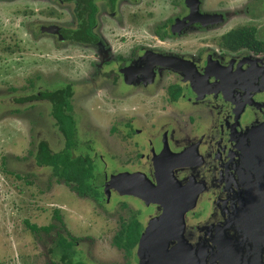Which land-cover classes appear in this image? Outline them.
Instances as JSON below:
<instances>
[{
    "label": "flooded vegetation",
    "instance_id": "obj_1",
    "mask_svg": "<svg viewBox=\"0 0 264 264\" xmlns=\"http://www.w3.org/2000/svg\"><path fill=\"white\" fill-rule=\"evenodd\" d=\"M118 1L113 9L103 3L106 12L113 14L111 17H115ZM128 1L135 3L138 0ZM251 1L198 0L193 13L192 5L184 0L178 5L182 12L167 17L160 30L154 33L159 45L146 47L137 42L130 53L126 50L114 57L120 70L118 78L113 76L106 82L99 77L102 82L98 85L95 77L90 75L95 87H101V91L114 103L105 111L102 99L90 90L89 95L94 97L96 108L104 112L99 114V123L122 121L129 134L131 123L136 119L129 107L134 106L135 113H143L145 125L135 129L141 137L133 138V143L140 147L135 157L139 168L133 172L143 173L156 185V165L165 169L172 176V181L168 182L170 193L178 198L171 205L174 216L166 217L157 228L154 227L158 235L156 243L147 236V230L149 224L158 223L163 212L162 204L132 195H119L113 189L106 193L105 200L104 196H98L99 188L104 190L107 184L104 180L97 187L90 188L97 203L117 200L116 210L125 209V225L120 222L119 227V230L124 228L119 239L121 244H115L123 246L126 243L128 247L124 246V249L131 251L132 255H129L133 264H148L146 246L139 244L144 238L149 248L179 249L174 254V264H191L188 261L192 264H221L229 251L237 260L232 264H252L255 261V236L250 216L254 202L264 200V0ZM57 4L69 7V18L74 26H58L57 33L45 30L54 24L40 26V23H45L40 22V28L57 35L61 42L100 48L103 39L95 31L98 10L91 28L92 39L71 41L64 37V30L78 26L73 4L61 0H57ZM260 11L263 15H258ZM222 24L228 28L218 33L215 44L204 40L205 32ZM234 31L244 35L233 37L231 41L228 34ZM169 32L173 34L167 35ZM179 36H184V50L177 44ZM198 38L202 39L196 41ZM165 42H170L172 47L164 48L161 44ZM92 73L97 75L96 69ZM66 86L70 85L65 84L61 88ZM160 90L163 104L156 111L153 108L156 105L154 97ZM129 100H134L133 104H129ZM30 101L47 102L50 106L45 99ZM72 110L70 105V114ZM50 117L53 119L51 114ZM126 137L129 139V135ZM55 180L57 184L62 182L60 196L63 198L65 187L70 192L67 186L73 188L74 183ZM168 190L166 188V192ZM94 199L90 201L85 197L83 205L81 199L76 198L77 205H70L63 198L52 204L53 217L57 220H61L63 214L83 217L77 208L83 205L93 210V205H97ZM192 200L194 202L190 206ZM261 209L264 215L263 205ZM180 213L182 217L179 220ZM45 227L48 228L39 231L49 233L53 224ZM130 230L137 234L136 238L126 240ZM57 244L60 246V260L67 253L62 259L63 264H90L77 258L75 250H72V241L59 237ZM137 249L138 261L135 257ZM81 253L86 255L87 252L83 249ZM88 253L90 255L91 251Z\"/></svg>",
    "mask_w": 264,
    "mask_h": 264
},
{
    "label": "rangeland",
    "instance_id": "obj_2",
    "mask_svg": "<svg viewBox=\"0 0 264 264\" xmlns=\"http://www.w3.org/2000/svg\"><path fill=\"white\" fill-rule=\"evenodd\" d=\"M183 2L138 0L133 3L119 0L115 17H111L113 14L106 12V6L98 2L99 17L95 31L103 39V44L97 48L61 42L57 35L40 28L47 24L74 26L69 18V7L59 6L57 0H0V264H63L59 259V237L72 241V250H75L77 258L90 264H133L131 251L124 249V246L128 247L126 243L116 246L120 243V231L124 230H119L120 222L124 226L127 216L125 209L116 210L117 200L109 203L108 199L107 203L99 204L90 191L80 194L67 186L70 192L65 187L63 198L68 204L77 205L76 198L81 199V204L86 203L84 200L88 197L97 205H93V210L83 207L84 204L78 207L83 217L70 214H63L64 219L61 217V220L53 217L52 204L63 200L60 196L62 182L57 184L50 167L37 166L34 155L39 141H44L53 152L62 148L63 138L50 117L47 102H44L46 105L33 101L20 103L15 98L69 84L77 141L74 154L91 159V173L93 177L97 176L90 185L97 187L103 180L107 183L113 172L136 171L139 167L135 157L140 147L133 143V138L141 137L135 129L145 125L143 113H135L134 106L129 107L131 114L136 116L129 134L122 121L99 123V114L104 112L96 108L94 97L89 94L99 95L105 111L114 103L101 91V87H95L90 75L95 77L98 85L102 82L99 77L106 82L113 76L118 78L120 70L114 57L126 50L130 53L137 42L146 47L159 45L154 33L160 30L167 17L182 12L178 5ZM258 15L263 13L260 11ZM226 28L223 24L214 27L215 30L205 32L204 40L215 44L218 33ZM172 34L169 32L167 35ZM183 37H177L181 50L185 49ZM199 39L202 38L196 41ZM161 45L172 47L170 42ZM93 69L97 75L92 73ZM160 93L161 90L156 91L154 97L156 105L153 108L156 111L163 104ZM133 102L128 101L129 104ZM128 135L129 139H126ZM100 195L106 200L105 188H99ZM26 221L37 227L51 223L53 228L49 233L40 229L33 231L27 228ZM83 249L86 255L81 253ZM88 251H91V256ZM135 255L138 261V249Z\"/></svg>",
    "mask_w": 264,
    "mask_h": 264
},
{
    "label": "trees",
    "instance_id": "obj_3",
    "mask_svg": "<svg viewBox=\"0 0 264 264\" xmlns=\"http://www.w3.org/2000/svg\"><path fill=\"white\" fill-rule=\"evenodd\" d=\"M70 1L73 4L77 17V28L64 30V37L71 41H84L92 39L91 28L95 22V14L98 10V2L104 3L108 8L113 9L117 0H61ZM238 31L230 32L228 37L232 41L233 37L243 36ZM251 34H247L250 36ZM70 89L66 86L52 91H42L38 94H31L20 98H15L18 102H26L35 99H45L50 102V114L55 121L58 132L63 138L61 150L52 152L46 143L38 142L34 160L37 166L50 167L53 175L66 182H73V188L80 194L87 193L92 185V164L87 156L75 155L73 149L76 147L75 122L70 114ZM30 230H46L48 227H37L32 223L25 222ZM122 230L120 231V233ZM126 240L136 238V233H127ZM120 235V234H118ZM67 253L63 255V258ZM62 258V259H63Z\"/></svg>",
    "mask_w": 264,
    "mask_h": 264
},
{
    "label": "water",
    "instance_id": "obj_4",
    "mask_svg": "<svg viewBox=\"0 0 264 264\" xmlns=\"http://www.w3.org/2000/svg\"><path fill=\"white\" fill-rule=\"evenodd\" d=\"M197 1L198 0H185L186 4L192 5L193 9L191 10H193V13L196 12ZM45 30L47 32L57 33L58 26L52 25L50 26V28L49 27L45 28ZM155 174L157 179L156 185H153L151 181H149L147 177L140 172H133V173L119 172L117 174H112L109 176L107 180V184H105L106 193H108L109 189H113L119 195H132L142 200L146 199L152 203L159 202L160 204L163 205V212L160 218L157 220L158 223L152 222L153 224L148 225L147 236H151L154 241L158 236L156 232H154V227L156 226L157 228L159 224L162 223L166 217L174 216V212H173L174 209L172 208L171 205L173 204V201L178 200V198L173 196V192L170 193L168 182L172 181L171 173L156 165ZM166 188L169 189L168 192H166ZM174 195H177V192H174ZM194 198L195 196L193 197V200ZM193 200L190 202V206L193 205L194 202ZM254 203L255 204L253 208V213L250 216V218L253 220L251 221L254 230L253 234L255 236V240H254L255 247H253L255 249L254 250L255 261H253L252 264H264V215L262 214V209H261L262 205L264 206V200L259 199ZM167 204L168 207L170 205L171 208L170 207L166 208ZM181 217H182V213H180L179 215V220L181 219ZM156 243H158L157 240ZM139 244H141V247L146 246V253L149 256L147 258L148 264H157L158 262H161L163 264H174L173 263L174 254L180 251L179 249H171L167 251L163 248L162 249H159L157 247L156 249L149 248L147 245H145V238L141 239V242ZM227 253H228L227 259L223 260L221 264L236 263L237 262L236 257H233L232 252L229 251ZM188 256L190 257V254H188ZM188 262L192 264V262L190 261Z\"/></svg>",
    "mask_w": 264,
    "mask_h": 264
}]
</instances>
